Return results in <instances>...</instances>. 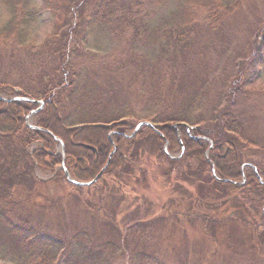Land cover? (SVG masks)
Here are the masks:
<instances>
[{
  "label": "trees",
  "instance_id": "1",
  "mask_svg": "<svg viewBox=\"0 0 264 264\" xmlns=\"http://www.w3.org/2000/svg\"><path fill=\"white\" fill-rule=\"evenodd\" d=\"M35 1L2 0L5 18L0 23V56L6 52L13 58L21 48L35 50L48 60L54 74L51 82L45 72L27 77V84L33 79L38 83L31 93L22 90L25 85L17 76H0V91L10 87L16 95L6 99L0 96V179L15 177L30 184L35 166L55 171L54 167L64 164L77 181H91L100 173L96 182L104 176L122 181L124 174L135 169L139 146L151 140L162 143L159 160L167 164L163 176L169 184L193 186L196 202L204 195L215 205L220 202V207L229 204L243 216L244 223L251 216L264 222V154L250 150L251 145L260 144L250 134L263 131L259 125L264 116L257 126L250 119L258 112L264 113V108L255 103L248 89L260 73L264 74V0H175V8L163 14L156 25L147 17L150 11L146 8L164 7L168 0H66L64 11L79 22L69 19L62 34L54 31L41 47L31 32L40 16L56 7L54 0ZM106 28L115 33L133 30L132 47L161 51L168 56L173 71L188 70L192 59L200 65L193 75L195 87L178 110L163 108L165 101L177 97L176 91L167 90L162 95L157 93L140 117L154 123L159 132L145 126L127 137L126 132L132 133L137 127L133 120H121L129 116L127 110H119L112 120L90 118V104L78 98L82 92L81 73L86 71V65L76 56L80 36L89 38ZM75 34L79 39L76 43ZM52 61L56 62L54 67ZM174 84L182 89L180 77L174 79ZM20 96L37 99L43 105L11 100ZM37 108L34 126L41 130L27 123V117ZM181 123L190 125V131ZM58 139L63 143L64 157L57 153ZM137 140H141L139 144ZM166 142L180 156H170L163 147ZM32 143L40 147L29 154L27 148ZM115 144L117 149L111 155ZM62 174L67 177L63 169ZM11 221L0 211V226L5 224L10 235H23L18 247L31 264H68L59 241L28 222ZM214 223L220 225L219 220ZM257 236L264 252V231ZM257 264H264V257Z\"/></svg>",
  "mask_w": 264,
  "mask_h": 264
},
{
  "label": "rangeland",
  "instance_id": "2",
  "mask_svg": "<svg viewBox=\"0 0 264 264\" xmlns=\"http://www.w3.org/2000/svg\"><path fill=\"white\" fill-rule=\"evenodd\" d=\"M54 1L55 10L40 16L31 32L38 47L43 46L54 31L61 35L69 19L79 22L64 11L66 0ZM4 8L0 0V23L5 18ZM173 8L175 0H168L160 8L149 6L147 17L156 25L158 19ZM80 38L77 46L80 52L76 56L86 65V71L81 73L82 92L78 98L90 104V118L101 116V119L112 120L113 114L122 109L127 110L129 116L121 120H133L138 125L157 93L176 91L177 97L163 103V108L170 107L174 111L182 106L183 100L187 102L195 87L193 75L200 70L198 62L192 59L188 70L174 68L173 71L168 56L161 51L132 47L133 30L115 33L112 28H106L92 37ZM75 39L79 40L76 34L74 43ZM14 54L13 58L6 52L4 57L0 56V76L10 73L17 76L25 85L22 90L30 93L37 89L38 83L33 79L27 84V77L35 78L45 72L47 81L51 82L54 71L46 58L35 50L30 52L23 48ZM55 65L52 61V67ZM179 77L182 89L174 84V79ZM248 89L255 103L264 108V74L260 73ZM0 96L16 95L6 87L0 91ZM261 116L264 113L258 112L250 119L251 123L257 126ZM28 121L34 125L35 116L28 117ZM260 121L263 131L250 134L260 144L251 145L250 150L264 154V122ZM113 135L111 132L112 139ZM137 141L139 144L141 140ZM161 145L150 140L139 146L135 169L124 174L122 181L104 176L102 181L92 185H74L63 176V165L54 167L55 171L52 167L35 166L31 169L34 180L30 184L5 176L4 180L0 179V211L10 220L18 224L28 222L52 240L59 241L68 264L260 263L264 252L257 235L264 231V222L251 216L244 223L243 216L235 213L229 204L220 207V202L215 205L213 199L208 200L204 195L196 202L197 191L193 186L169 184L163 176L167 164L159 160ZM39 147V143L30 144L29 154ZM56 150L60 155L64 152L61 146ZM168 152L177 157L181 154L170 147ZM217 220L220 225H215ZM12 234L5 229V224L0 226V264H31L27 254L18 247L23 235Z\"/></svg>",
  "mask_w": 264,
  "mask_h": 264
},
{
  "label": "water",
  "instance_id": "3",
  "mask_svg": "<svg viewBox=\"0 0 264 264\" xmlns=\"http://www.w3.org/2000/svg\"><path fill=\"white\" fill-rule=\"evenodd\" d=\"M4 99H5V98H4ZM12 100L29 101V102H32V103L40 102V101H37V100H35V99H33V98H27V97H17V98L12 99ZM41 103H42V102H41ZM38 110H39V108H38L37 110L31 112L30 116L33 115V114H35V113H37ZM30 116H29V117H30ZM28 120H29V119H28ZM28 124H29V126H30L31 128H33V129H39V128L36 127V126L31 125V124L29 123V121H28ZM179 124H180V123L175 124V128H176V129L179 127ZM181 124L185 125V126L187 127V130H190V128H191L190 125H188V124H186V123H181ZM144 126H148V127L154 128L157 132H159V130L156 128L155 124H153L152 122H149V121H143V122H141V123H139V124L137 125V127L135 128V130L133 131L132 134H125V136H127V137H132V136L136 135V134L138 133V131H139L141 128H143ZM39 130H41V129H39ZM58 141H59V143L61 144V146H62V150H63L64 148H63V144H62L61 140L58 139ZM168 145H169V142H166V145H165V151H166L167 153H168ZM84 146L87 147V148H90V149H92V150H94V151L97 150L94 146H91V145H87V144H85ZM116 149H117V145L115 144V145H114V150L112 151L111 155L116 151ZM168 154H169V153H168ZM63 156H64V152H63ZM63 169H64V171H65V174L67 175L68 180L71 181V182H73V183L76 184V185H91V184L95 183V182L99 179V177H100V175H101V173H100L99 175L96 176V178H94L93 180H91V181H89V182H81V181H77V180H75V179L72 178V176H71L69 170L65 167V165H63ZM213 173L216 175L215 168H213Z\"/></svg>",
  "mask_w": 264,
  "mask_h": 264
},
{
  "label": "flooded vegetation",
  "instance_id": "4",
  "mask_svg": "<svg viewBox=\"0 0 264 264\" xmlns=\"http://www.w3.org/2000/svg\"><path fill=\"white\" fill-rule=\"evenodd\" d=\"M96 151H97V150H96ZM96 151H95V152H96Z\"/></svg>",
  "mask_w": 264,
  "mask_h": 264
}]
</instances>
